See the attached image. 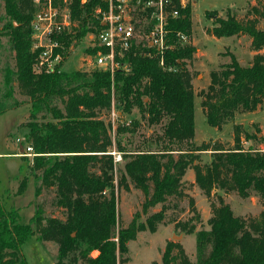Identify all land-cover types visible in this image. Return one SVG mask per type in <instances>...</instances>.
Segmentation results:
<instances>
[{
	"label": "trees",
	"instance_id": "1",
	"mask_svg": "<svg viewBox=\"0 0 264 264\" xmlns=\"http://www.w3.org/2000/svg\"><path fill=\"white\" fill-rule=\"evenodd\" d=\"M0 1L4 9L0 35L8 38L15 53L14 70L4 69V97L13 98L15 84L28 97L25 142L33 151L34 195L38 198L44 189H53V204L65 211L62 219L48 217L38 204L34 215L21 224L12 209L0 204V264H27L21 246L34 235L38 241L57 244L58 264H127V242L143 225L132 221L127 227L118 226L114 168L120 161L123 165L117 184L127 189L130 183L140 190L145 197L144 210L181 197L182 178L188 168L194 172V183L208 196L213 189L236 191L242 197L253 192L264 202V151L244 149L238 136L229 147L215 142L194 143L195 93L188 62L195 47L189 43V3L179 8L174 2L179 16L169 18L168 48L162 56L152 48L133 45L119 60L128 69L111 74L98 68L89 72H37V54L31 50L32 0ZM97 7L106 9V2L73 1L71 13L76 27L61 38L65 54L101 27ZM254 12L264 17V11L255 8ZM256 24L255 19L240 22L230 15L216 17L210 33L216 38L248 35L252 49L261 51L264 28L258 29ZM177 33L186 37V43L181 44ZM96 50L84 48L87 55H94ZM209 78L206 90L199 92L209 126L219 129L236 112L250 113L264 106V52L255 54L248 66L240 65L231 55L230 62L211 71ZM112 102L122 113L130 114L136 108L149 125H161L158 149L130 152L117 138L113 142L109 124L99 118L102 111L110 112ZM16 104L17 100L9 105L1 98L0 114ZM125 132L132 129L117 130V134ZM259 141L264 145V137ZM207 151L210 161L200 166L198 155ZM114 154H119L120 161H115ZM218 202L208 219L209 230H199L195 235V261L190 262L176 244L169 243L163 264L175 261V248L183 255L180 264H264V210L257 219L244 220L234 216L220 196ZM163 217L162 209L146 219L147 227L154 231ZM93 251H97L96 256H91Z\"/></svg>",
	"mask_w": 264,
	"mask_h": 264
},
{
	"label": "rangeland",
	"instance_id": "2",
	"mask_svg": "<svg viewBox=\"0 0 264 264\" xmlns=\"http://www.w3.org/2000/svg\"><path fill=\"white\" fill-rule=\"evenodd\" d=\"M190 4L191 39L189 43L195 47V52L188 62V69L192 74V86L194 98V143L203 142L219 143L224 147L232 146L234 137L238 136L244 149L264 151V145L259 141L264 137V106L254 112H236L234 118L216 129L206 123L205 115L201 107V90H206L211 71L219 70L222 65L230 62V56L234 55L242 66L252 63L255 54H262L264 50L254 51L251 47V38L248 35H236L231 37L216 38L211 35L213 19L234 16L240 22L251 19L257 21V28H264V17L254 12L264 11V0H186ZM4 15L3 4L0 1V28L3 24L1 18ZM89 45L84 39L73 45L66 54L63 70L70 72L80 70L89 72L96 67L92 58L84 48ZM8 38L0 35V97L8 101H18L15 108H9L0 114V204L6 210L12 209L21 224H26L34 215L38 204L44 208L46 216L64 218L65 211L53 204L54 190L44 189L36 198L34 195V178L32 171V153H26L29 146L25 142L29 121L28 97L21 94L17 85H14L13 98L4 97L2 84L4 69L9 67L14 70L15 60ZM0 98V99H1ZM116 113L111 117L107 112H101L99 118L109 124V133L114 142L117 138L121 145L130 152L143 149H158V138L162 134L161 125L151 126L146 118L136 108L130 114L121 112L118 106H114ZM133 120L137 126L133 127ZM132 129V132L117 134L118 128ZM20 154V155H18ZM176 157V154H173ZM197 163L202 166L210 161V152L198 155ZM123 161L117 163L115 170V198L118 213V226L127 227L134 221L141 222L143 228L139 230L134 239L127 242V264H163L162 256L169 243L176 244L183 255L190 262L196 259L195 235L199 230H209L208 219L212 216L213 206H218V196L224 204H227L234 216L244 220L257 219L264 210V202L250 192L247 197H242L236 191L223 193L213 189L210 195H206L194 183V172L188 168L182 178V196L170 198L164 204H157L148 209H143L144 195L128 183L127 189L118 186V170ZM25 181V187L20 186ZM164 211V217L156 223L154 231L146 225V219L151 215ZM57 244L53 241H38L36 235L28 239L21 246L22 254L27 264H58ZM93 251L91 256H96ZM175 261L172 264H180L183 255L174 249ZM62 264H67L63 262Z\"/></svg>",
	"mask_w": 264,
	"mask_h": 264
},
{
	"label": "built area",
	"instance_id": "3",
	"mask_svg": "<svg viewBox=\"0 0 264 264\" xmlns=\"http://www.w3.org/2000/svg\"><path fill=\"white\" fill-rule=\"evenodd\" d=\"M74 0H32L35 11L30 22L31 50L36 52L35 70L37 72L62 71L66 54L61 40L64 34L73 33L76 21L72 17L71 6ZM86 0H80L83 4ZM106 9L97 7L95 13L99 16L101 27L94 33H88L87 47L96 48L92 58L93 65L112 74L116 70H127V64L121 63L125 53L133 45L141 48H152L162 56L168 48L167 25L169 18L179 16V9L184 8L186 0H104ZM181 44L186 43V37L177 33ZM72 47V46H71ZM85 47V48H87ZM143 52V51H142ZM145 54V52H143ZM160 65H163L162 59ZM113 102L109 115L115 117ZM26 153H32L27 146ZM20 155V154H18ZM115 161H120L119 154H114Z\"/></svg>",
	"mask_w": 264,
	"mask_h": 264
}]
</instances>
